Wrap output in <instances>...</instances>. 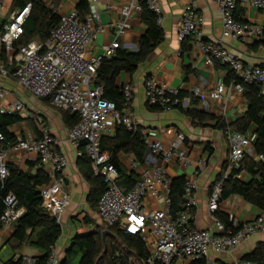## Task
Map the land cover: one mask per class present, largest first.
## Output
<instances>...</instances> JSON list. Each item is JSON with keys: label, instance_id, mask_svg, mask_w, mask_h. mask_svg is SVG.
Instances as JSON below:
<instances>
[{"label": "built area", "instance_id": "1", "mask_svg": "<svg viewBox=\"0 0 264 264\" xmlns=\"http://www.w3.org/2000/svg\"><path fill=\"white\" fill-rule=\"evenodd\" d=\"M97 1L88 0L89 12L83 20L75 9L59 12L57 7L54 8L59 19L48 37L45 40L30 39L24 43L18 41L25 32L24 23L31 10L30 2L10 11L5 19L0 12V77H12L19 87L34 97L46 98L52 106L76 114L77 122L69 127L67 140L78 149V155L90 161L93 174H100L106 185L97 201V215L106 229L114 226L141 236L148 250L145 264H189L202 258L208 260L211 251L215 254L232 253L251 234L264 233V211L247 221L229 214L228 224L216 218L213 213L218 209L222 181L230 170L240 168L244 156L263 159L264 155L254 151L250 135L225 130L228 143L226 167L222 176L215 181L207 203L213 217L212 229L195 228L189 221L190 209L196 206V183L192 178L185 180L184 209L175 218L169 212L170 179L166 165L176 162L185 167L189 163L187 149L180 136L168 145L159 139L145 137L150 147V157L158 158L162 163L145 160L137 180L126 190L120 187L118 170L110 161L109 152L101 149L100 140L111 123L127 130L135 127L130 112L133 87L129 83L120 86L124 107L119 110L111 100L102 96V85L94 80L101 60L122 48L119 37L129 28L132 14L141 12L142 3L156 15L159 24L163 9L160 0H126L119 7V17L104 25L99 19ZM197 1L183 0L176 28L177 41L181 44L187 38H192V48L204 62L224 64L240 81L254 82L264 93V65L244 63L223 44L226 38L246 41L263 37L264 0H214L221 19V39L214 42H205L200 38L199 27L204 17L197 11ZM238 2L258 10L262 22L237 19L234 10ZM1 5L2 0L0 9ZM106 30L112 31L113 38L103 45L100 53L91 52L97 36ZM227 89L242 92V84L234 80L226 84L219 79L207 92L200 87L192 88V95L207 104L209 100H219ZM179 90L178 87L161 85L150 77L144 80L145 102L159 105L162 110L171 109L177 103L185 105V98L178 97ZM15 110L23 111L24 104L15 100L4 112ZM0 112H3L1 108ZM27 116L36 122L37 137L27 132L9 144L4 141L0 131V182L8 176V155L11 151L34 153L47 175V181L40 186L41 205L60 224L61 216L70 202L63 176L68 160L56 149L48 126L33 113ZM202 164L203 160H200L199 165ZM241 173L235 174V177H240ZM147 195L162 199L163 206L146 208L143 200ZM23 211L15 195L6 193L0 228L12 226ZM60 261V252L52 246L44 264H60ZM20 264H36V259L24 254ZM211 264L221 262L212 261ZM230 264L258 263L249 259H235Z\"/></svg>", "mask_w": 264, "mask_h": 264}, {"label": "crops", "instance_id": "2", "mask_svg": "<svg viewBox=\"0 0 264 264\" xmlns=\"http://www.w3.org/2000/svg\"><path fill=\"white\" fill-rule=\"evenodd\" d=\"M46 1L52 5L49 0ZM78 1L58 0L56 7L59 12L76 10ZM125 1L98 0L96 7L100 22L105 25L111 20L117 19L119 7ZM160 2L163 9V17L160 22L164 35L163 40L137 66L134 72H121L116 79V84L120 87L122 84L129 83L133 87V97L130 102L131 119L133 125L139 127L145 137L159 139L164 145H168L179 136L182 137L187 149L189 163L185 167L176 162L166 165L167 176L171 179L178 175H185L186 178L194 179L196 183L194 190L196 206L194 207L192 226L198 229H212L213 217L207 208V203L213 185L222 172L223 164L226 163L228 155V143L224 131L215 126L214 119H207L203 124H194L188 116L176 108L159 111L150 110L145 102L144 80L150 77L166 87L182 89L187 93V96L184 97V106L193 105L203 108L209 115L224 119L232 125L244 113L246 100L242 92L233 89H227L219 100H209L207 104L192 95V88L194 87H200L202 91L207 92L219 79L225 82L229 69L224 64L217 62L213 64L204 62L200 54L192 48V38H187L185 50H180V43L176 39V28L179 23L183 0H160ZM11 3L12 0H2L0 12L4 19L13 10ZM197 11L204 17V21L199 27L200 38L205 42L220 40L221 19L215 1L198 0ZM234 14L239 20L262 22L258 10L242 2L236 4ZM144 30L145 25L140 19V12H134L129 28L119 37L122 48L135 49ZM112 38L111 30L99 34L91 52L100 53L103 45ZM256 41H239L226 38L223 39V44L244 63L264 65V44H257ZM15 100L24 104L23 111L15 110L22 117V120L10 127L17 139L23 137L27 132L35 137L38 136L36 122L27 116V114L33 113L39 121L48 126L50 134L55 140L56 149L64 154L68 160V164L63 170V176L65 179L64 188L69 193L70 202L61 216V232L54 244L60 252L61 258H63L64 252L75 233H86L96 225L106 229L97 215V202L92 205L89 200L90 185L84 176V172L91 163L84 157H80L78 149L67 140L69 127L64 122L63 112L66 110L52 106L46 98L34 97L29 91L19 87L12 77H0V108L2 111L10 108ZM116 128L117 126L111 123L102 137L114 136ZM246 132L249 135L252 134L254 127L250 125ZM8 158V164L15 165L23 171L34 173L38 167L42 168L36 155L31 152L11 151ZM116 158L125 171L133 172L137 176L145 165V160L162 163L160 159H152L150 156H145L144 162L139 163L133 159L130 153L122 151L116 154ZM200 160H203L202 165H199ZM135 162L138 165H134ZM240 178L247 179V175L241 173ZM143 203L149 209H157L163 206L162 199L150 195L144 198ZM218 210L228 216L229 214L233 215L242 221L250 220L262 212L238 195H231L219 201ZM12 230V226L6 229L0 228V264H6L9 258L15 260L20 255L35 256L39 254L38 248L29 244L27 240L16 245L12 239ZM258 242H264V233L255 232L251 234L232 253L215 254L211 251L207 262L211 264L212 261H218L221 264H230L233 260L241 259L250 254Z\"/></svg>", "mask_w": 264, "mask_h": 264}, {"label": "trees", "instance_id": "3", "mask_svg": "<svg viewBox=\"0 0 264 264\" xmlns=\"http://www.w3.org/2000/svg\"><path fill=\"white\" fill-rule=\"evenodd\" d=\"M12 0L13 9L20 8L27 2L31 4V10L24 23V35L18 42L24 43L30 39L37 38L45 40L50 31L58 23L59 15L54 10L58 0ZM140 19L145 25L143 34L138 39L135 49L118 48L110 57H104L96 73L95 83L101 84L103 97L111 100L115 107L121 110L124 107V100L120 87L116 84V79L121 72H134L137 66L153 51V49L163 40V30L156 20V15L142 3ZM76 11L80 19H84L88 14L89 6L87 0H79L76 4ZM257 44H264L263 37L256 41ZM181 50H185V41L180 44ZM263 65V64H260ZM240 82L242 84V95L246 100L244 113L232 123L221 118L209 115L203 108L195 106H182L177 103L172 106L188 116L192 123L203 124L207 119H214L215 126L222 129L239 131L246 133L247 128L252 125L254 132L250 134L251 143L257 154L264 155V93L258 84L240 81L229 69L225 82ZM187 93L182 89L178 92V97L182 99ZM150 110L159 111V105H149ZM64 112V122L71 127L77 122L76 114L69 111ZM22 120L18 112H0V131L4 135L6 143H14L17 137L11 132L10 127ZM234 126V127H233ZM249 135V134H248ZM101 149L110 154V161L118 170V184L124 190L128 189L138 178L133 172L125 171L116 158L119 151L130 153L135 161L144 162L145 151L148 147L145 135L139 127L131 130L119 125L112 137H101ZM84 157V156H80ZM87 159L86 157H84ZM88 160V159H87ZM89 161V160H88ZM90 162V161H89ZM226 167L223 164L222 172ZM8 176L0 182V214L4 208V196L12 192L18 205L22 206L23 213L12 223V239L16 245H20L27 240L39 250L35 255L36 264H44L48 258L51 247L54 246L61 232V227L55 218L42 207L39 196L40 186L47 181V175L42 168H37L34 173L23 171L15 165L8 164ZM242 172L247 175V179L235 177V174ZM84 176L90 185L89 200L93 205L105 189L103 177L92 172L91 165L85 170ZM185 175H178L169 180L170 198L169 212L173 218L178 212L184 209V184ZM231 195H238L246 202L264 211V158L254 159L244 156L240 163V168L230 170L222 181L219 201ZM214 216L228 224V215L220 210L214 211ZM194 208L190 209L189 221L192 223ZM115 236L105 234L102 239V226L96 225L86 233H75L61 258L60 264H70V257L78 254L77 264H145L148 256L147 247L138 233H129L117 227H107ZM264 264V242H258L254 250L242 257ZM21 255L15 260L9 258L6 264H20ZM189 264H208L206 259L193 260Z\"/></svg>", "mask_w": 264, "mask_h": 264}, {"label": "water", "instance_id": "4", "mask_svg": "<svg viewBox=\"0 0 264 264\" xmlns=\"http://www.w3.org/2000/svg\"><path fill=\"white\" fill-rule=\"evenodd\" d=\"M145 156H150V147H147V149L145 151ZM105 234H109V235L115 236L109 229H103L102 232H101L102 239H104Z\"/></svg>", "mask_w": 264, "mask_h": 264}, {"label": "rangeland", "instance_id": "5", "mask_svg": "<svg viewBox=\"0 0 264 264\" xmlns=\"http://www.w3.org/2000/svg\"><path fill=\"white\" fill-rule=\"evenodd\" d=\"M8 1V0H7ZM78 257L79 255L78 254H74L70 257V264H77V261H78Z\"/></svg>", "mask_w": 264, "mask_h": 264}]
</instances>
